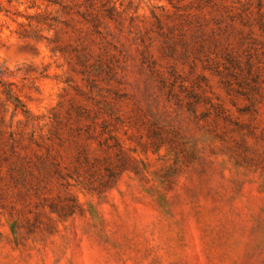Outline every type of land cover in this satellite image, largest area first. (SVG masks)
<instances>
[{
  "label": "rangeland",
  "instance_id": "1",
  "mask_svg": "<svg viewBox=\"0 0 264 264\" xmlns=\"http://www.w3.org/2000/svg\"><path fill=\"white\" fill-rule=\"evenodd\" d=\"M261 16L0 0V264H264V90L228 95L214 67L247 24L264 49ZM117 143L127 169L103 189Z\"/></svg>",
  "mask_w": 264,
  "mask_h": 264
},
{
  "label": "trees",
  "instance_id": "2",
  "mask_svg": "<svg viewBox=\"0 0 264 264\" xmlns=\"http://www.w3.org/2000/svg\"><path fill=\"white\" fill-rule=\"evenodd\" d=\"M247 27V32H242L236 43L226 40L221 48L222 60H213L215 61V72L220 76L221 84L226 93L237 97L246 96L250 105L255 106L260 98V92L264 90V49L259 46L260 43L255 36L256 31L251 24H247ZM258 27L260 31H264L263 16L258 20ZM197 100L195 98L194 101L189 102L192 112L195 111ZM16 103L19 104L18 99H16ZM225 112L226 109L222 104L216 105L217 115ZM117 147L119 155L117 165L109 170L110 177L113 179L105 180L101 184L103 189L110 188L114 183V179L127 169L126 154L118 143ZM12 169L9 167V175L12 174ZM50 209L60 216H70L76 212V206L69 203L60 206L52 203Z\"/></svg>",
  "mask_w": 264,
  "mask_h": 264
}]
</instances>
